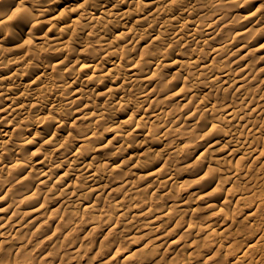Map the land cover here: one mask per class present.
I'll use <instances>...</instances> for the list:
<instances>
[{
    "label": "bare ground",
    "instance_id": "1",
    "mask_svg": "<svg viewBox=\"0 0 264 264\" xmlns=\"http://www.w3.org/2000/svg\"><path fill=\"white\" fill-rule=\"evenodd\" d=\"M33 1L37 7L36 11L34 13L29 12L24 17L23 22L19 24L20 27L11 31L8 37H3L1 40L6 47L0 45V54L1 48L21 53L20 60L15 62L24 60L31 48L38 51L37 55L45 52V49L38 43L28 39L31 35V23L39 16L48 17L46 20L44 19L45 21L42 24L49 23L50 25L54 22V27L51 25L46 28L36 38L45 35L46 46L51 48L47 43H52L58 54L64 51V54L60 55L64 59L78 58L79 53L71 48L79 42H77V39L72 40L66 37L67 32L73 30L76 25H79L81 30L85 31L87 37L96 36L103 41L113 37L112 41L116 45L128 43L125 32L130 35L129 39L135 44L141 41L142 37L149 36V42H164L161 44L164 51L159 58L151 55L143 60L141 59L137 62L135 68L129 67L130 73L127 74L119 72V69L125 66L121 61L125 60L126 55L113 50L108 55L107 63L102 66L95 60L81 63L77 61L76 69H73V67L63 69L65 66L64 59L51 60V64L45 60L25 63L24 67H22V72L32 75V79L23 82L24 84L21 80H23L25 75L18 72V69H12L4 73V75H0V176L8 174L10 177H14L19 185L16 189L10 183L7 185L11 190V194L3 193L0 190V203L5 202V205L0 206V264H7L10 261V253L3 252L2 245L15 239V234L20 235L23 229L28 226V221H32L36 217L39 218L42 214V203L40 204L37 201L39 195H43L44 199L47 196L54 199L59 198L61 200L59 207L63 208L64 211L70 205L85 204L84 208L86 210L89 208L88 211L92 213V228L103 220L110 219L114 214L115 217L121 216L126 217L127 220H132L137 215L133 210L136 209L135 206L125 207L121 200H117L114 202L113 207L96 215L95 212L99 201L97 199L109 194L110 191V188L101 185L105 182L107 174L116 172L118 166L127 162V158H123L120 163H116V159L119 158L122 150L131 148L130 143L124 142L129 138L138 137L144 131H148V140H144L146 143L143 142L142 147L143 145L148 148L149 146H156V152L159 155L157 160L142 166V168H147L145 176L150 178L148 183L153 184L152 193L163 186L164 188L166 186L171 188L177 179L175 178V173L171 172L170 167L167 166L168 163L162 161L163 158L179 150L193 152L198 148H194L190 142H185L183 137L177 138L168 147L161 145L160 142L163 135L166 134V128L169 124L183 125L188 128L195 125L196 117L187 115L191 110V108L190 110L188 108L193 104L190 99L194 93H202L200 102L205 105L202 106L201 112L210 114L212 117L204 128L205 132L201 147L203 149L199 152L197 158L203 156L208 160L209 164H215L220 167L226 164L222 163V160L226 161L237 157L238 159H249L254 164L260 163V168L264 169V124L256 122L259 118L264 120V105L260 106L259 103L250 105L252 101L247 104L245 100L251 98L252 95L247 93L246 90L244 94H241L243 98L239 103L221 104L216 101L217 94L224 92L227 88L240 92L243 90L242 84L247 79L248 72L245 70L235 72L231 66H221V64L230 60L235 63L240 59L236 55L237 52L249 42L247 41L239 46L232 47V45L237 38L247 34V31H251L254 26L264 22V0H248L259 2V5L250 14L245 15L246 25L234 31L230 37L223 36L221 38L220 34L215 33L217 29L214 28V25L217 23L218 18L216 19L214 15H208L204 20L197 19V21L181 16L202 10L205 7L203 4L201 8H195L188 0ZM62 1H65L66 4L59 11L49 13L53 6L61 4ZM224 1L230 2L233 0ZM131 4L140 5L138 14L142 15L143 20L147 21L146 25L140 31L123 26L121 29L125 31H118L111 35L112 29H106L107 26L113 23L120 15H128L129 12L123 9V5ZM216 6L223 7L224 4L219 2ZM72 14L75 17H72ZM68 16L72 17H70L71 22L63 25V19ZM150 22L154 23L149 24ZM69 28L72 29L65 33V30ZM168 35H171V37H168ZM24 36H27V40L17 44ZM164 38H168V40ZM107 44L110 47L113 45L111 41ZM199 45L202 47L209 46L208 49L210 50L207 53L210 56L208 60H203L205 52L197 48L191 49L193 50L192 52H196L193 55L195 58L185 60H183L185 56L181 58L185 48ZM99 47V45L87 46L83 50L88 52L87 58L98 57L104 51ZM256 58L259 61H264V54L257 55ZM47 66H50L51 69H63L58 77L59 80H54L53 85L61 87L62 90H65L63 87L66 85L69 87L76 85L74 92L77 93V97L71 98L67 102L59 101L60 103H58L56 98L55 100L48 96V85L53 78L46 72L49 69ZM159 69L162 71V76L158 75L157 70ZM163 72L174 75V85L182 84L183 86L179 90L168 94L167 89L169 87L158 92L153 89H144L140 91L138 99L130 100L127 98V93L135 86L144 88L155 83L160 86L162 80H164ZM108 76L112 86H109L103 92H97V86L106 80ZM66 79L69 80L65 82ZM237 85L239 86L236 88ZM20 86H24L21 91L19 89ZM165 86H170L169 81ZM71 91L73 94V89ZM93 94L98 97L104 95L105 102L119 106L132 105L134 109L127 119L116 121L117 125L112 126L111 124L113 123L107 125L104 118L107 105L103 103L99 105V108L94 106L95 109H93L88 103L90 96H93ZM162 99H167V102L176 99L185 110L188 109L185 112L186 115L174 113L175 111L172 112L171 109L162 108L160 106ZM154 104L155 107L152 108L151 106ZM246 104L247 106H244ZM67 105H71L72 108L66 110L65 107ZM247 109L249 110L248 112H246ZM47 110H53L52 113L55 114L49 121L38 115L40 112L44 114ZM137 112L139 113L138 119L135 118ZM72 114L75 116L72 119V125H82L85 134L79 137L80 145H76V148L74 147L71 151H67L69 143L57 142L56 136L59 135L57 132L58 128L65 123V117ZM146 123H150L153 126L147 127ZM129 124H132L133 127L125 130V127ZM258 124L260 127L256 129ZM38 128H41V133L44 134L45 139L42 143L52 145L51 153H41V151L36 152L33 150L31 152L28 151L29 153L27 152L28 157L21 155L30 140L25 139L19 142L21 132L30 133L33 137L37 134ZM16 129H19V132L15 133ZM107 132L112 135H109L106 141H101L103 136L108 134ZM123 143L124 148H122ZM62 149H65L66 152H60ZM142 150L136 154L138 158L136 161L137 167L142 162L140 158L143 159L147 156L146 151ZM9 151L16 152L18 157L9 156ZM220 174H224L228 179H231L238 174L246 177L248 171H238L231 167H224ZM82 180H85L84 182H94L96 185H88L87 190L84 191V182ZM128 181L133 182L132 180H127L126 183ZM246 182V186L240 190L227 189L224 193L227 201L226 205L232 199L235 203L240 204L241 210L249 209V200L253 192L264 188V178L249 179ZM32 184L33 186L31 187ZM202 187V185L197 186L192 190L191 194H196L197 196ZM128 190L126 189V191ZM88 194H92V197L89 201H85ZM221 195L222 192L213 198L208 197L204 203L206 211L218 212L219 217L216 218V222L209 221L206 225L196 226L189 224V229L212 235L215 233L216 236H220L228 230L226 227L219 228L228 219H232L224 215L226 212L223 210L224 204L220 202ZM256 201L263 204L264 195L260 196ZM185 204L181 203L179 205L182 207ZM29 208H33V212L26 211ZM169 208L167 207L165 211H158L157 209L159 208L152 209V207H148L143 212L150 215L148 219L150 223H147L146 226L156 229L159 219L169 220V215L171 214ZM179 211L183 213L182 210ZM195 211L194 207L190 208L191 215H194ZM78 214L77 211L70 210L66 217L70 215V220H73L72 217H77ZM255 215L256 211L253 210L245 217L248 221L249 229L255 230L259 225L261 226L256 235L251 237L250 247L244 251L226 250L230 258L236 263L264 264L254 260L255 254L259 253L260 256H264V218H261L258 223ZM69 218L65 220V218L59 217L57 221L68 225L70 224ZM3 229L6 231L2 232ZM11 232L13 233L11 234ZM163 236L162 234L156 235L153 238L154 240H152L160 242L162 240L160 237ZM24 240L23 237L21 240L16 239L18 254L25 249ZM120 243L121 241H117L114 249L118 253L123 249V245ZM174 245L173 249H176L174 252L177 254L181 249H189L191 243H174ZM113 246L114 244L108 248L109 253L105 257L106 263L109 264H143L148 262V259L144 256L153 251V248L148 247L146 243L144 246L137 248L134 251L135 253L133 252L134 254L124 257L121 255L119 256L120 259L117 260L115 253L110 256ZM155 252H157V248H155ZM20 258H24L26 263L30 260L27 253L22 254ZM47 259L45 257L42 263L47 261ZM17 260L18 255L14 256V262L19 264ZM175 264H189V261L180 259Z\"/></svg>",
    "mask_w": 264,
    "mask_h": 264
},
{
    "label": "rangeland",
    "instance_id": "2",
    "mask_svg": "<svg viewBox=\"0 0 264 264\" xmlns=\"http://www.w3.org/2000/svg\"><path fill=\"white\" fill-rule=\"evenodd\" d=\"M188 2L195 8H201L203 4L205 7L202 10L183 14L181 16L188 19H195L197 21V19L204 20L208 15H214L216 19L218 18L217 23L214 25V28L217 29L215 33L220 34V38L223 36L230 37L234 31L246 25L245 15L250 14L252 10L257 5H259V2H251L248 0H233L230 2L224 0H188ZM219 2L224 4V6L215 7V5ZM62 3L53 6L49 13L59 11L63 5L66 4L65 1H62ZM139 8L140 5L138 6L135 4L127 6L123 5V9L128 10L129 14L120 15L113 23L109 24L106 29H112L110 32L111 35L117 33L118 31H125L121 29L123 26L126 28H132L135 31H140V29L146 25L147 21L143 20V16L138 14ZM36 9L37 7L33 0H0L1 46L6 47V45L1 42L2 38L8 37L11 31H14L16 28L20 27L19 24L23 22L24 17L29 12L34 13ZM70 17L71 16H68L63 19V25L69 24L71 22V18L75 17V15L72 14V17ZM47 18L46 16H39L33 23H31V35L28 38L43 47L45 52H43L41 55H37L38 51L31 48L27 52L24 60H22L24 62H15L20 60L21 53L1 48L0 75H4V73L9 72L12 69H18V72L23 73L22 67H24L25 63L28 62L45 60L49 61L50 63L51 60L55 61L57 59H64L60 57V55L64 54V51L61 52V54L60 52L58 54V51L54 48L52 43H47V45H50L51 48L46 46V40L44 37L45 35L40 38H36L38 34L54 24V22L50 25L49 23L42 24V22H44ZM152 23L154 22H150L149 24ZM71 29L72 28L65 30V33ZM125 36L127 37L126 40L128 43L116 45L112 41L113 37H109L105 41L96 36L87 37L85 35V31L81 30L79 25H76L73 30L67 32L66 37L72 40L77 39V42H79L76 46L71 48L79 53L78 58H65V66L63 69H67L69 67L76 69L77 61L81 63L83 61L95 60L100 66L105 65V63L108 61L109 53L113 50H116L117 52H122L126 55L125 60L121 61V63L125 64V66L119 69V72L122 74H127L130 73L129 67L135 68L137 62L141 59L143 60L145 57L151 55H153V57L159 58L164 51L161 46V44L164 42H149V36H144L142 38L140 36L141 41L136 42L137 44L129 39L130 35H128L127 32H125ZM26 37L27 36H24L17 44L23 43L25 40H27ZM168 37H171V35H168ZM164 39L168 40V38ZM110 41L113 44L112 47L107 44ZM247 41L249 43L246 44V46H244L236 54L240 59H238L235 63L230 60L221 64V66H231L235 72L240 70H245L248 72L247 79L242 84L243 90L240 92L236 91L235 89L227 88L224 92L217 94V103H239L243 98L241 94H244V91L246 90L247 93L252 95L251 98L245 100L247 104L249 101H252L250 105L256 103H259L260 106L264 105V61H259L256 58L257 55L264 54V22L254 26L251 31H247V34L237 38L232 47L242 45ZM95 45H99V48L104 51L98 57L87 58L88 52L84 51L83 49L87 46ZM192 48H197L204 51L205 55L203 60H208L210 56L207 53V51L210 50L208 49L209 46L202 47L200 45L185 48L184 52L181 54V58L185 56L183 60L195 58L193 55L196 52H192ZM47 67L49 69L46 70V72L49 73L53 78L48 85V96L52 99L56 98L57 100H55L58 103L67 102L71 100V98L77 97V93L74 92L76 89L74 87H76V85L73 87L66 85L63 87L65 90H62L61 87H56L53 85L54 80H59L58 77L63 69H51L50 66ZM157 72L158 75L162 76V71L160 69L157 70ZM23 74L25 77L23 80H21L22 83L32 79V75L25 74V72ZM108 78L109 76L97 86V92H103L109 86H112V83L109 82ZM163 78L164 80H162L160 86H158L156 83L144 88L135 86V88L131 89L127 93V98L130 100L138 99L140 91L144 89H153L155 92H158L169 87L167 89L168 91L166 90L168 94L170 92L179 90L183 86L182 84L174 85L175 79L174 75L171 73L163 72ZM68 80L69 79H66L65 82ZM168 81L170 86H165ZM238 86L239 85H237L236 88ZM22 88H24V86L19 87L20 91ZM72 89L73 94L71 91ZM194 94L190 99L193 104L188 108L189 110L191 108V110L187 115H193L196 117V120L194 121L195 125L188 128L183 125L169 124L166 128V134L163 135L160 142L161 145L168 147L174 140L179 137H183L185 142H190L193 144L194 148H198L193 152L179 150L176 153L169 154L163 158L162 161L164 163H168L167 166L170 167L171 172L175 173V178L177 179H175L176 182L174 181L175 183L171 188L169 186L164 188L163 186L158 188V191L152 193L151 188L153 187V184L148 183L150 178L145 176L147 168H142V166H146L151 161L157 160L159 155L156 152V146H149L148 148L143 145L142 147L144 140H148V131H144L138 137L129 138L124 142L130 143L131 148L122 150L119 158L116 159V163H120L123 158H127V162L118 166L116 172L107 174L105 182L101 185L110 188V191L109 194H105L102 196V198L99 197L97 199L99 201L97 203V210L95 212L96 215L103 210L113 207L114 202L117 200H121L123 201L125 207L135 206L136 209L133 210L137 215H135L132 220H127L126 217L121 216L115 217L114 214L110 219L103 220L97 224L96 227L92 228V213L88 211L89 208H87V210L84 208L85 204H74L75 206L70 205L71 207L69 206V208L64 211L63 208L59 207L61 202L59 198L54 199L50 196H47L44 199L43 195H39L37 201L40 204L42 203V214L39 216V218L36 217L32 221H28V226L24 228L21 233L19 232L20 235L15 234V239H12L6 242V244L4 243L2 245V251L10 253V261H8L7 264H17L14 262V256L16 255H18L17 262L19 264H109L106 263L105 257L109 253L108 248L112 244H114V246L110 252V256L114 255L115 253L118 260L120 259L119 256L123 255L124 257L131 255L137 248L144 246L146 243L148 247L153 248V251H150L144 256L146 259H148V262L143 264H175L176 261L180 259L182 261L188 260L189 264H240L234 262L230 258V255L227 254L226 250L229 249L244 251L250 247L251 237L256 235V233L259 231L258 229H260L261 226L259 225L255 230L249 229V224L245 217L248 213L255 210V219L258 221V223L260 222L261 218H264V203L261 204L256 201L260 196L264 195V188L253 192V195L249 200V209L244 211L241 210V207L239 206L240 204L235 203L232 199L230 200V203L226 205L227 201L225 199L224 193L227 191V189H233L235 191L240 190L246 186V181L249 179L264 178V169L260 168V163L254 164L249 159L244 160L238 159L237 157L227 159L226 161L222 160V163L226 164L220 167L215 164H209L208 160L203 156L197 158L199 152H201L203 149L201 147L203 134L205 132L204 128L208 125L212 117L210 114L201 112L202 106L205 105L204 103L200 102L202 93L197 92ZM103 97L104 95L98 97L93 94V96H90L88 103L93 109L99 108V105L103 103H105L104 105H107V111L104 116L107 125L110 123H113L111 124L112 126L117 125L116 121L127 119L134 109L132 105L119 106L114 103L105 102ZM161 102L162 103L160 106H162V108H167L169 110L171 109L172 112L175 111L174 113L186 115L185 112L188 109L185 110L181 106V103L176 99L169 102H167V99H162ZM247 104L244 106H247ZM94 106L96 107L94 108ZM151 107H155V104ZM71 108V105H67L65 107L66 110ZM52 111L53 110H47L44 112V114L40 112L38 115L44 120L49 121L53 116H55ZM248 111L249 110L247 109L246 112ZM138 114L139 113L137 112L135 115L136 119L139 118ZM73 117H75L74 114L70 116L67 115L65 117V123L63 126L58 128L57 132L59 135L56 136L57 142L69 143L67 145V151H71L76 145H80L79 137L85 134L82 125H72ZM256 122L259 124H264V120L261 118L257 119ZM132 124L126 126L125 130L131 129L133 127ZM259 124L256 126V129L260 127ZM146 126L151 127L153 125L146 123ZM19 129H16L15 133L19 132ZM41 132L42 129L38 128L37 134H35L33 137L30 135V133H26L24 131L21 132L19 142H22L25 139H30L29 143L26 144V147L23 149V153H21V155L28 157L27 152H31L33 150L36 152L41 151V153H51L50 150L52 145L50 146L42 143L45 138L44 134ZM107 133L108 134H105L101 141H106L107 137L112 135L110 132ZM124 143L122 148H124ZM144 143H146V141ZM38 147L39 149H37ZM141 149H143L142 151H146L145 153H147V156L143 159L140 158L142 162L140 163V166L137 167L136 161L138 158L136 154ZM60 152H66V150L62 149ZM8 154L13 158L18 157L16 152L9 151ZM224 167H231L238 171L246 170L248 171V175L243 177V175L238 174L233 178L228 179L227 176L224 175L228 173L220 174ZM217 176H219V178H217ZM127 180H132L133 182L128 181V183H126ZM16 181L17 180L14 177H10L8 174L5 176L1 175L0 190H2L3 193L11 194V190L7 187V185L10 183V185H13L14 189H16L19 187ZM84 181L85 180H82V182ZM88 185H96V183L89 181L84 182V191L87 190ZM141 185L143 186L140 187ZM200 185L203 187L199 194L197 196L196 194L192 195V190ZM32 186L33 184L31 187ZM144 186L146 187L144 188ZM126 189L129 190L126 191ZM220 192H222L220 202L224 204L223 210L226 212L224 215H227L232 219H228V221L220 225L219 228L226 227L228 230L222 235L216 236L215 233L212 235L189 229V224L196 226L206 225L209 221L216 222V218L219 217L218 212L206 211L204 209V203L208 197L213 198ZM87 196L88 197L85 199V201H89L92 197V194H88ZM181 203L186 204L181 207L179 205ZM3 205H5V202L0 203V206ZM148 207H152V209L159 208L157 209L158 211H165L167 207H170L169 209L171 210V214L169 215V220L159 219L157 221L159 224L156 229L147 227L146 224L150 223L148 222L150 215H147L143 212ZM191 207L196 209L194 215L190 214ZM33 208H29L26 211L33 212ZM70 210H74L79 213L77 217H72L73 220H70V215L66 217L68 211ZM179 210H182L183 213ZM59 217L65 218V220L66 218H69L70 224L67 225L57 221ZM5 231L6 230L3 229L2 232ZM12 233L13 232H11V234ZM22 234L24 235L22 236ZM161 234L164 236L160 237L162 239L160 242L153 241V238L156 235ZM129 236H131V238H129ZM22 237L25 239L24 245L26 246L25 249L18 254L16 249V239L21 240ZM117 241H121L120 244L123 245V249L120 251V253L114 251ZM174 243H191V246L189 249H181L177 254H175L174 251L176 249H173V246L176 244L174 245ZM155 248H157V252H155ZM24 253H27L30 257V260L27 263L24 258H20V256ZM45 257L48 259L42 263ZM254 260H256L258 263H264V256H260L259 253L255 254Z\"/></svg>",
    "mask_w": 264,
    "mask_h": 264
}]
</instances>
